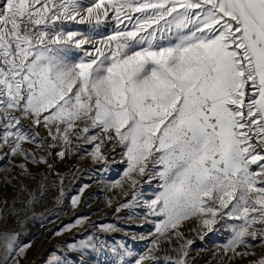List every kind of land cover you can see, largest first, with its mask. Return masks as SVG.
Returning a JSON list of instances; mask_svg holds the SVG:
<instances>
[{"label": "snow or ice", "instance_id": "obj_1", "mask_svg": "<svg viewBox=\"0 0 264 264\" xmlns=\"http://www.w3.org/2000/svg\"><path fill=\"white\" fill-rule=\"evenodd\" d=\"M76 153L97 171L119 155L116 187L158 185L117 208L151 225L118 264H189L186 230L217 225L227 264H264V0H0V161L21 177L0 209L35 202L29 164ZM0 238L19 264L28 245Z\"/></svg>", "mask_w": 264, "mask_h": 264}, {"label": "rangeland", "instance_id": "obj_2", "mask_svg": "<svg viewBox=\"0 0 264 264\" xmlns=\"http://www.w3.org/2000/svg\"><path fill=\"white\" fill-rule=\"evenodd\" d=\"M69 156L60 163L59 157H49L52 170H47L46 165L29 164L35 179L24 177L23 182L30 185L34 193L37 185H41L35 202L22 212L19 211L22 204L14 207L10 204L0 209V233L15 232L19 241L28 245L26 255L18 257L19 264H118L117 253L125 246L133 255L141 254L149 246L148 240L133 237L147 232L151 225L136 217L128 220L126 214L131 210L121 208L117 211V208L131 200L134 193L138 198L141 193L142 198L151 197L158 191L156 181L143 185L141 192H135L127 184L119 188L114 182L122 178L125 169V165L118 162L119 155L115 156L117 162H110L107 169L101 171H97L99 165L93 163L89 155L76 153ZM14 163L19 161H0V192L3 193L0 201L6 198L11 202L19 195L20 170L13 168ZM53 171L61 179L53 176ZM45 176L50 178L42 183ZM82 185L87 187L83 189L79 203L73 205L71 200L81 193ZM78 218H83L80 223H76ZM107 224L116 225L118 230L104 231ZM141 224L143 229L136 227ZM65 225L72 226L66 229ZM217 228L220 229L218 232L210 233L203 241L196 232L186 230V235L194 240L189 264H227L231 254L226 253L223 246L229 234L226 227L217 225ZM72 244H76L77 249L73 250ZM84 244L89 246L79 247ZM5 255L6 240L0 238V261ZM159 255L163 259L174 257L175 253L165 249Z\"/></svg>", "mask_w": 264, "mask_h": 264}, {"label": "bare ground", "instance_id": "obj_3", "mask_svg": "<svg viewBox=\"0 0 264 264\" xmlns=\"http://www.w3.org/2000/svg\"><path fill=\"white\" fill-rule=\"evenodd\" d=\"M69 157H70V156H69ZM56 158H57V157H56ZM61 161H62V160L60 159V160H59V163H60ZM218 229H219V228H218ZM219 230H220V229H219Z\"/></svg>", "mask_w": 264, "mask_h": 264}]
</instances>
